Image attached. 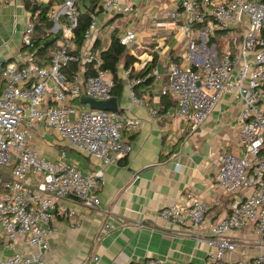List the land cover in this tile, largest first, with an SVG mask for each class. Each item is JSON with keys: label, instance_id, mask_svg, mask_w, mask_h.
I'll return each instance as SVG.
<instances>
[{"label": "built area", "instance_id": "2783aa9c", "mask_svg": "<svg viewBox=\"0 0 264 264\" xmlns=\"http://www.w3.org/2000/svg\"><path fill=\"white\" fill-rule=\"evenodd\" d=\"M9 1L0 0V4ZM79 1L53 3L46 10L48 25L41 24L38 30L36 20L30 19L22 29L21 42L31 49L36 48L37 37L59 36L49 62L39 63L30 54L22 65L0 59V239L10 242L21 238L35 248L29 253L14 251L0 256V264H47L49 239L54 232L52 217L64 215L71 226H77L74 211L62 204L69 198L86 210L101 209L96 191L104 177V166L131 150L122 131L139 125L125 111L88 109V104L80 101L82 96L96 101L109 99L114 77L99 68L101 57L91 43L98 27L94 14L83 33L82 45L74 43L81 13ZM178 1L180 12L173 10L170 16L182 15L185 50L181 62L168 65L160 93L174 98L175 114L192 130L206 121L225 95L240 99L238 139L244 153L217 151L214 182L223 193H241L242 199L230 205L227 215L209 223V204L202 195L187 192L162 206L158 216L181 226L208 225L207 235L197 236L207 245L206 264H243L231 263L228 255L248 247L257 253L247 264H264V0ZM102 7L105 11L119 9V0H104ZM133 9L129 5L126 10ZM135 37L134 29L127 28L118 39L128 45ZM71 61L81 65L67 79L64 68ZM88 63H93L96 73L84 77ZM153 73L156 78L160 76L156 68ZM142 79L135 77L128 83L132 103L145 104L133 92ZM41 124L95 158L99 166L84 173L63 159L41 156L30 143L33 129ZM4 167L10 168V177L3 176ZM27 179L33 184H27ZM250 229L254 239L248 243L228 236L230 231ZM145 264L161 262L150 259Z\"/></svg>", "mask_w": 264, "mask_h": 264}, {"label": "crops", "instance_id": "0c3cea01", "mask_svg": "<svg viewBox=\"0 0 264 264\" xmlns=\"http://www.w3.org/2000/svg\"><path fill=\"white\" fill-rule=\"evenodd\" d=\"M32 1H50V6L60 0ZM103 1L98 0L94 10L98 27L91 43L100 54L109 45L112 35L119 38L127 28L134 29L135 39L128 45L123 44L131 61L126 65V59L121 58L117 65L116 75L122 80V92L118 98L113 94L111 97L117 101V110L127 112L139 125L122 131L131 150L104 166V177L96 191L101 209L86 210L79 201L69 198L62 204L74 211L77 226H71V220L64 215L56 213L52 217L50 226L54 232L49 239L47 264H145L150 259L159 260L161 264H206L207 245L198 241L197 236H206L208 225L194 228L191 223L173 224L160 218L158 211L187 192L200 194L209 204L206 218L210 223L227 215L230 205L242 199L241 193H223L214 182L217 151L244 153L238 139L242 103L233 95H225L206 121L192 130L175 114L174 98L160 93L167 80L168 65L181 62L185 50L186 36L181 34L180 28L182 15L170 16L173 10L180 12L179 1L119 0L120 8L111 11L103 9ZM90 5L91 0H80L81 13ZM129 5L134 9L126 10ZM40 12V8L32 9L25 0L0 4V59L22 65L30 54L39 63L49 62L50 58L47 60L36 53V44V48L31 49L21 42L22 29L30 19L36 20L38 30L41 24H49L46 12L43 19ZM197 34L195 29L194 36ZM56 36L53 48L59 44L56 42L59 36ZM96 39L99 45L94 46ZM19 52L23 56H19ZM153 56H156L154 64L143 74ZM80 65L79 62V69ZM155 68L160 73L158 78L153 73ZM107 73L114 77L111 71ZM149 76L153 77L150 83L140 84ZM135 77H143L134 85L133 92L143 98L145 104L131 102L128 83ZM30 143L41 156L53 161L63 159L84 173L99 166L95 158L76 149L43 124L33 129ZM1 172L4 177H10V168L4 167ZM31 180L27 179V184L32 185ZM228 236L247 243L254 239L251 229L230 231ZM33 250L35 248L21 238L10 242L0 239V256ZM256 253L253 248H240L230 253L228 260L247 264Z\"/></svg>", "mask_w": 264, "mask_h": 264}, {"label": "trees", "instance_id": "16d2710c", "mask_svg": "<svg viewBox=\"0 0 264 264\" xmlns=\"http://www.w3.org/2000/svg\"><path fill=\"white\" fill-rule=\"evenodd\" d=\"M25 1L29 7H32V9L40 8L41 19L44 18V14L49 6L50 1L48 3H36L33 2L32 0H25ZM97 1L98 0H91V5L89 9L86 12L80 13V15L78 16V21L74 29L75 32L74 43L76 44L77 47H80L83 43L84 40L83 33L86 27L88 26L92 15L95 12L94 10L97 5ZM50 37L49 36L48 37L45 36L43 38L37 37L35 41L37 46L36 53L43 58H47V60L48 58H50L49 53L50 50L54 47V42H55L54 40L50 43L45 44L44 42L50 39ZM97 45H99L98 39H96L94 42V46ZM100 57H101V62L99 64V68L109 70L114 74V84L111 88V94H113L118 98L122 92L123 84H122V80L116 75L117 65L121 58H125L126 59L125 64L128 65L129 62L131 61V56L126 53L125 46L119 42L118 38L115 35H112L109 45L100 51ZM155 60H156V56H153L152 60H150L149 63L145 66L144 69L145 71L143 72V74L146 73L147 70L154 64ZM87 67L88 68L85 70L84 77L96 73V70L93 67V63H88ZM64 71L67 79H70L73 74L79 71V62L71 61L66 65ZM152 80L153 77L149 76L140 84H148ZM164 97L167 98V96L165 95Z\"/></svg>", "mask_w": 264, "mask_h": 264}, {"label": "water", "instance_id": "95a60500", "mask_svg": "<svg viewBox=\"0 0 264 264\" xmlns=\"http://www.w3.org/2000/svg\"><path fill=\"white\" fill-rule=\"evenodd\" d=\"M54 36L51 37L50 39H48L47 41H45L44 43H50L54 40ZM80 101L82 103H87L90 105L91 108L93 109H99V110H111V111H115L117 110V101L114 97H111L107 100L104 101H96L94 99L88 98V97H84L82 96Z\"/></svg>", "mask_w": 264, "mask_h": 264}, {"label": "rangeland", "instance_id": "374dc122", "mask_svg": "<svg viewBox=\"0 0 264 264\" xmlns=\"http://www.w3.org/2000/svg\"><path fill=\"white\" fill-rule=\"evenodd\" d=\"M58 41H59V40L57 39L56 42H58ZM88 109H93V108H91L90 105L88 104Z\"/></svg>", "mask_w": 264, "mask_h": 264}]
</instances>
